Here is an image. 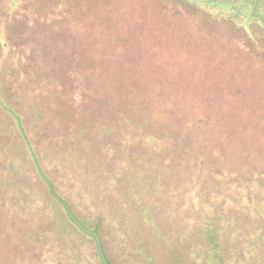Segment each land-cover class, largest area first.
<instances>
[{
    "label": "rangeland",
    "instance_id": "1",
    "mask_svg": "<svg viewBox=\"0 0 264 264\" xmlns=\"http://www.w3.org/2000/svg\"><path fill=\"white\" fill-rule=\"evenodd\" d=\"M50 1L37 0L43 9ZM178 1L186 5L179 18L204 15L191 0L171 4ZM205 1L229 6L230 24L240 19L253 29L248 21L262 18L261 0ZM17 15L0 19V45L8 46H0V264H101L104 257L109 264H264V199L245 192L264 180V73L245 60L242 30L221 25L227 39L216 25L219 43L208 24L205 36L195 30V44H207L199 50L216 48L219 61L181 80L174 64L167 75L175 86L156 78L166 73L162 63L180 61L176 51L144 55L126 43L125 57L111 65L136 75L134 87L137 77L155 84L136 90L131 98L141 99L133 101L96 94L106 68L96 71L95 53L112 44L96 34L100 18L58 30L57 46L70 39L75 49L57 53L44 45L42 28L21 25ZM170 37L175 44L178 34ZM231 46L240 60H230ZM203 55L194 67L208 64ZM88 84L95 95L82 99ZM118 84L117 93L128 87ZM247 134L262 152L250 160L242 156ZM204 152L206 160L198 156Z\"/></svg>",
    "mask_w": 264,
    "mask_h": 264
},
{
    "label": "trees",
    "instance_id": "2",
    "mask_svg": "<svg viewBox=\"0 0 264 264\" xmlns=\"http://www.w3.org/2000/svg\"><path fill=\"white\" fill-rule=\"evenodd\" d=\"M139 1L140 0H51L50 4L46 5V8L43 9L42 4L40 5V2H37V0H4L1 14L2 17L0 16V19H3L4 17L6 19L9 17L12 18L13 13L17 12V18L18 20H20L21 25H25L32 29L34 28V31H38L42 28L44 32L49 36H47L48 43H45L44 45H49L51 49L56 46L57 48L55 52L62 53L63 50L71 51L75 48L70 39L65 42L61 40L62 48L57 46L58 38L61 35L58 30L63 29L66 31L65 28L71 27V24L75 25L78 22L83 23L84 21H92L93 18H100V21L98 22H100L99 27L101 26V28H99V31L96 32V34L100 36L104 43L106 38H110L112 44H106V49L97 50V52L95 53L96 59L98 61L97 66L93 65V67L96 66L97 72H99V70H101V68L103 67L106 68V73L100 75L101 82H99V84H96L97 86L99 85V89L96 90V94H98L99 96H122V98L129 99L131 98V94L135 95L137 93L136 90L144 89L146 88V86H155V84L149 81L140 82L139 78L137 77V85L136 87H134L131 84V80L133 79V77H136V75L130 76L132 78L131 79L129 75H125L122 72L121 68H114V66L111 65L113 62H117V59L125 57L127 53L123 48L126 47L124 46L126 43H131L135 47H137L138 49L135 51V53L139 52V54H141L140 52L142 49V52L144 54L146 52L152 53L156 48H165V50H168L167 52H169L170 54H173L171 53V51L177 52L176 55H173L175 56L176 60L180 61H174L173 63L171 62L170 66L167 63H162L161 68L165 69L166 73L162 75V78H156V84L158 83V81H162L163 84H165L166 82L163 81L164 79L167 80L168 83L172 84L171 82H173L174 80L182 79V77L179 76H183V78H186L194 72H198V74L201 76L205 73V71H211L214 67L216 68V66L210 64V62L219 61V58L215 57L217 49L212 47L215 52L207 55V51L201 52L199 50V48L207 49V44L196 45L193 41V34L195 30H198L201 36H205V34H207L206 30L203 33V29L204 27H206V24H208V28L213 35L211 39L213 40L216 36V43L220 42L219 36L217 37L216 34L218 33V31L215 29L216 25H230L232 29L234 28L233 30H242L243 36L241 37H243V41L245 43V46L247 47L246 51L242 52L245 60L247 59L248 62L256 64V67L258 66L259 68L260 75L264 73V45L262 44V42H264V0H261V4L257 7V10L262 15V18L248 21V23L251 22L255 24V28L253 29H250L249 27V29H247V26L241 23L243 20L240 19L234 20L232 21V24H230L228 22V19L230 18L229 14H232V10L227 5H220V1L191 0L192 2H187L192 3L195 7L199 8L203 12L204 17H188L184 19L179 18V15L180 10L186 6L185 3L181 4L178 1L177 4H171L172 0H169L170 2L168 0H148L149 6L146 5L142 7ZM213 4L217 6H213ZM232 5L233 7H236L237 10H240L239 4ZM163 15H165L164 17L166 20L164 21L165 23L160 26V24H157V21H160L158 20L159 18L164 19ZM62 20L65 21L64 28L61 26L59 27V23ZM203 24L204 27L202 26ZM158 27L161 30H158ZM218 30L222 33H225L227 39H229L230 35L228 32H225L226 30L224 29V27L221 26V29ZM173 32L178 34V38L175 39L177 40L175 44L174 40L170 37L172 36ZM189 35L192 38V42L190 44L187 41ZM45 37L46 35L44 36V39ZM226 37H223L225 42ZM248 40L254 42L255 45H248ZM183 41L186 42L183 43ZM0 46L3 50L7 49L8 47L4 43H1ZM232 48L233 47L231 46L229 49V53L233 56V58H231L230 60H240V55L235 53ZM41 51V49L37 51L38 57H40ZM28 52H30V50ZM202 53L204 54L203 57L199 58L202 60L206 59L208 61V64L205 63V66L202 68L203 62H201L200 64L197 63V66L194 67L193 62L196 60L195 57L197 55H201ZM76 55L78 54L75 52L73 54V57H76ZM134 55L135 54L133 52L132 56ZM216 56L218 55L216 54ZM173 65V68H176V65H180L177 72L178 78L176 79H171L169 77L173 76V74L167 75V71ZM199 66L200 68H198ZM89 69H92L91 65H89L86 70ZM253 73L259 76L258 70ZM214 74L216 76V72L212 74L213 79ZM110 76L112 77L110 78ZM232 79H234V77ZM119 81L125 82L128 87L124 88V92L117 93L116 91L119 88ZM91 85H94L95 87V84H88V86H84V88L81 89V93L84 94L82 96V99L88 97L90 94L95 95V92H91L90 90ZM172 85L175 86L174 84ZM179 90L181 93L182 87ZM158 94L159 93L156 91L152 93L153 97L151 95L152 99L156 102H160L159 100L161 99L160 97H156L158 96ZM133 98H131V100L133 99V101L141 99V97ZM244 137L245 136L242 135L241 140H243ZM258 140L259 139H257L254 134L251 136L247 134L245 143L241 141V143H243L245 151V153L242 155L244 158H247L248 155V158L250 160L251 154L254 153L255 155L258 153H262L260 151H256V148L259 147L256 145V142ZM206 155L208 156L206 152L198 154L199 158L201 159H205ZM256 162V165H258L259 161L257 160L255 161V163ZM259 178L257 179L258 183L256 184H259L260 189H258V185H256V189H251L245 192L250 196H256L260 199H264V180L262 179L261 181H259ZM261 187H263L262 190ZM261 203L264 204V200ZM62 204L63 206L65 205L63 202ZM65 211L67 210L65 209ZM252 220H254V218H252ZM238 225L241 227V220L237 222L236 226ZM101 262V264H109L110 260L104 257L103 261Z\"/></svg>",
    "mask_w": 264,
    "mask_h": 264
}]
</instances>
